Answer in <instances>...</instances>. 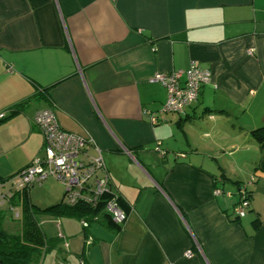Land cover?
Masks as SVG:
<instances>
[{
    "label": "crops",
    "instance_id": "obj_1",
    "mask_svg": "<svg viewBox=\"0 0 264 264\" xmlns=\"http://www.w3.org/2000/svg\"><path fill=\"white\" fill-rule=\"evenodd\" d=\"M191 62L210 81L183 113H160L154 74L183 83ZM44 108L93 137L126 219L38 215L60 237L40 264H264V0H0V180L43 156ZM31 191L41 208L61 201ZM19 197L0 224H21Z\"/></svg>",
    "mask_w": 264,
    "mask_h": 264
},
{
    "label": "built area",
    "instance_id": "obj_2",
    "mask_svg": "<svg viewBox=\"0 0 264 264\" xmlns=\"http://www.w3.org/2000/svg\"><path fill=\"white\" fill-rule=\"evenodd\" d=\"M181 73L182 71L177 70L154 74L152 80L161 83L167 90L160 113H183L185 107L197 100L200 87L211 79L210 72L199 68L194 62L183 72V83L180 82ZM160 113L145 111L144 115L151 124H155L159 122ZM4 117L5 112H0V119ZM33 121L42 134L43 156L33 158L15 175L0 180V204L9 200L14 191L40 185L46 178L53 177L64 186L65 203L95 205L101 201L112 221L115 224H123L126 213L119 206L118 194L111 185L100 148L93 137L61 128L52 108L38 110ZM160 154H163V151H160ZM251 182L252 180L241 184L237 190L238 201L233 208L236 218H241L247 213L250 204L247 186ZM214 193L221 194L222 190L215 188ZM80 223L83 228L88 226L87 220L81 219ZM90 241L91 237H88L87 243Z\"/></svg>",
    "mask_w": 264,
    "mask_h": 264
},
{
    "label": "trees",
    "instance_id": "obj_3",
    "mask_svg": "<svg viewBox=\"0 0 264 264\" xmlns=\"http://www.w3.org/2000/svg\"><path fill=\"white\" fill-rule=\"evenodd\" d=\"M252 134L257 136L259 140L264 139V127L253 130ZM250 180H252L251 184L254 183L253 178ZM248 181L240 182L236 188V193L240 185ZM29 189L30 188L23 187L14 191L9 198L10 200L13 195L19 193V205L22 209L21 224H19V227L14 232L7 231L2 227V224L0 225V264H40L43 255L60 242L59 236L47 237L45 235L44 231L41 229V224L38 222V215L40 214L57 217H76L87 220L88 225L91 221L104 220L106 225L116 227L118 230L123 225L115 224L112 221L111 215L104 209L103 202L101 201L95 205L89 203L68 205L65 203L64 199H62L56 204L41 208L30 202L28 195ZM117 201L119 206L126 213L119 195H117ZM80 262H84V260L80 259ZM80 262L79 264H81Z\"/></svg>",
    "mask_w": 264,
    "mask_h": 264
},
{
    "label": "rangeland",
    "instance_id": "obj_4",
    "mask_svg": "<svg viewBox=\"0 0 264 264\" xmlns=\"http://www.w3.org/2000/svg\"><path fill=\"white\" fill-rule=\"evenodd\" d=\"M32 191L35 193H39L40 195L44 193V191H57L59 192V201L63 199L64 197V186L60 181L53 177H48L46 178L41 185H34L33 187L30 188ZM31 191V192H32ZM5 204H1L0 206L5 208V211L7 214L13 215L14 216V210H12L7 202H4ZM14 220H21L20 219H15ZM1 225V224H0ZM2 227H4L7 231H16V229L19 227V224H2Z\"/></svg>",
    "mask_w": 264,
    "mask_h": 264
}]
</instances>
